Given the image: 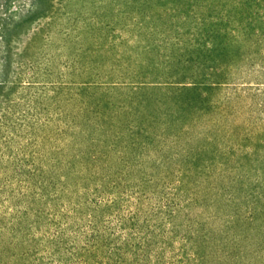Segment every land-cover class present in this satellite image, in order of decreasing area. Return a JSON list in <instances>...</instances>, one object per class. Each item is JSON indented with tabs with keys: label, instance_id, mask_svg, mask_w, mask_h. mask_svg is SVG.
Returning a JSON list of instances; mask_svg holds the SVG:
<instances>
[{
	"label": "rangeland",
	"instance_id": "1",
	"mask_svg": "<svg viewBox=\"0 0 264 264\" xmlns=\"http://www.w3.org/2000/svg\"><path fill=\"white\" fill-rule=\"evenodd\" d=\"M229 2L0 0V223L33 198L20 182L40 172L42 133L79 113L107 139L92 169L152 177L168 238L199 222L219 252L264 256V0ZM171 54L186 83L131 80ZM196 175L227 187L208 193ZM116 195L98 215L124 206Z\"/></svg>",
	"mask_w": 264,
	"mask_h": 264
},
{
	"label": "trees",
	"instance_id": "2",
	"mask_svg": "<svg viewBox=\"0 0 264 264\" xmlns=\"http://www.w3.org/2000/svg\"><path fill=\"white\" fill-rule=\"evenodd\" d=\"M176 57L154 58V67H136L131 80L155 85L186 83L185 74H175ZM70 117L67 125L42 133L37 150L40 172L30 171L20 182L33 198L22 207L17 220L0 223V264H264V256L259 253L251 252V258L249 252L243 255L250 244L241 254L219 252L217 242L200 232L199 222L192 230L181 220L180 229L173 226L172 237L168 238V232L161 231L160 220L155 221L158 208H148L156 193L150 189L152 177L92 169L102 163V148L107 141L103 126L77 122L74 117L79 113ZM186 177L178 175L176 179L183 184ZM211 178L196 175L188 181H202L208 193L215 195L227 187ZM182 192L181 198L193 199ZM117 193L127 197L124 206L112 216L113 211L108 216L98 215L99 207L112 204ZM178 207L173 205L171 214L177 213ZM61 218L64 221L60 224ZM184 229L188 233L185 236ZM167 241L172 245L167 247ZM160 244L159 252L155 251L153 247Z\"/></svg>",
	"mask_w": 264,
	"mask_h": 264
}]
</instances>
